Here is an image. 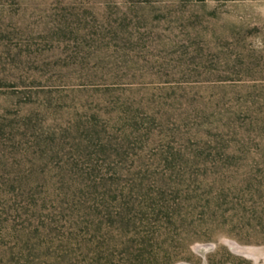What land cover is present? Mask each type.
<instances>
[{"label":"rangeland","instance_id":"rangeland-1","mask_svg":"<svg viewBox=\"0 0 264 264\" xmlns=\"http://www.w3.org/2000/svg\"><path fill=\"white\" fill-rule=\"evenodd\" d=\"M0 264H264V0H0Z\"/></svg>","mask_w":264,"mask_h":264}]
</instances>
